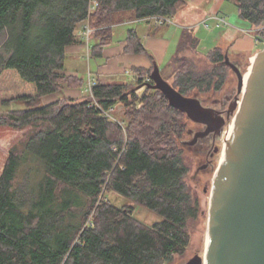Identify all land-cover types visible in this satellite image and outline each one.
Returning <instances> with one entry per match:
<instances>
[{
  "label": "trees",
  "instance_id": "trees-1",
  "mask_svg": "<svg viewBox=\"0 0 264 264\" xmlns=\"http://www.w3.org/2000/svg\"><path fill=\"white\" fill-rule=\"evenodd\" d=\"M232 1L264 40V0ZM188 2L0 0V105L26 106L0 116V127H32L9 150L0 175V264H172L186 253L190 220L200 214L181 146L190 120L145 82L154 64L134 70L132 84L96 81L89 97L43 100L85 86L65 70L66 48L82 25L91 29L89 55L100 57L117 24L175 17ZM193 30L184 31L169 64L174 87L185 96L219 92L225 54L211 50L207 61L217 68L191 76L186 54L199 46ZM126 43L127 53H148L135 29ZM118 105L120 119L112 114ZM110 192L134 205L117 206ZM135 206L161 221H139Z\"/></svg>",
  "mask_w": 264,
  "mask_h": 264
},
{
  "label": "water",
  "instance_id": "water-1",
  "mask_svg": "<svg viewBox=\"0 0 264 264\" xmlns=\"http://www.w3.org/2000/svg\"><path fill=\"white\" fill-rule=\"evenodd\" d=\"M224 64L237 78V97L227 119V124L234 121L233 134L211 189L206 264H264V48L254 57L246 83L228 54ZM151 78L149 87L161 91L172 107L206 125L185 145L212 132L223 136L225 119L197 94L183 95L164 79L156 63ZM185 264H204V256L196 254Z\"/></svg>",
  "mask_w": 264,
  "mask_h": 264
},
{
  "label": "rangeland",
  "instance_id": "rangeland-1",
  "mask_svg": "<svg viewBox=\"0 0 264 264\" xmlns=\"http://www.w3.org/2000/svg\"><path fill=\"white\" fill-rule=\"evenodd\" d=\"M191 1L192 0H189L188 4L181 9V12L179 11L181 16L177 17L176 20H174L175 17H170L171 19L169 23L168 22L160 23V21L157 20L156 18H150L148 21L151 24L155 25L156 27L171 26L175 24V26H171L170 28L183 24H198V26H195L196 28L195 33L197 37L202 38L201 50L197 48V52L188 51L186 54L187 57L189 58L191 66L193 65L191 70L192 72H190L191 76H201L209 71H212L215 67L217 68V66L207 61V56L210 50L214 48H221V50L225 55L228 54L231 61H241L243 63L241 70L242 73L245 75V80L247 81L249 71L251 69L253 62L251 60L252 58L255 57V54H257V52L253 56L245 55L243 57L236 56L234 52L229 53L227 50L231 44V41L226 40L225 37L227 36V34L231 35V33L232 34L236 33L237 35H239V37L242 34H244V32L247 34L252 33L253 35L252 37L254 38L255 44L259 46V50L264 48V40L262 39V37L259 34H256L254 30L249 29L250 28L249 24L245 23L243 20L237 19V23L239 25L237 23H234V19L236 16V12H235L236 6L232 0H205V3L198 5L195 3L192 4ZM210 13L213 14L214 18L225 19L226 23H219V27L218 26L215 27L214 25H216L218 22L217 20L211 18L204 23L199 22L201 19L206 18V16ZM187 18H190L188 22L186 21ZM136 22L137 21L135 20L134 21L126 20L125 22L114 26L113 28L114 40L116 41L119 39L126 38L129 29L133 27L137 28L139 26V24ZM148 24L149 23L146 22L144 25L148 26ZM205 24H208V27H206ZM245 25H248V27L244 28ZM85 26L86 24L81 26L82 31L80 33V36L82 38L85 47L84 60L80 64V67L81 66L84 67V73H88V71L90 70H92V72H95L94 65L98 57H93L89 55V40L87 41V38L84 35ZM178 29H180V27ZM242 29L244 30V32H241ZM225 32H227L226 35H224ZM179 33L180 34L182 33L183 35L184 30L180 29ZM68 63L73 64L74 61L72 59H69ZM225 69L227 74L226 76L227 81L221 91L216 92L213 90L208 93L206 92L199 93L197 90H193L187 96H193L197 94L198 97H200L201 99H205L209 101L210 97H221V95L224 94L225 92H230L231 90L237 88V78L235 77L234 73L232 72L230 67L229 68L225 67ZM128 71H129L128 74L127 73L125 74L131 75L129 76L130 77L129 80L127 78L114 79V82L121 81L132 84L134 81L132 78V71L129 69ZM160 71L163 77L167 80V82L174 86L176 79L173 76H171V70L162 68V70ZM148 78L149 76L145 79V82H148L147 80ZM83 88L84 87H82L81 89ZM177 88L179 87L177 86ZM67 89L69 88H66L65 90ZM65 90H62L53 95H56L57 99L66 98L67 94ZM177 90L180 91V89ZM89 94L91 95V92H89ZM47 97H45L43 100L44 104H48L46 100ZM24 108H26V106L23 102H15L8 106L0 105V116L4 117L10 114L12 111H19ZM122 112H123L122 106L118 105L114 109V113L112 114L116 118L120 119V117L122 116L121 115ZM231 122H229L225 126L224 128L225 133H228ZM198 128H200L199 125L197 126L192 121L188 122V127H187L188 133H186V135L184 136L181 146L184 152L185 161L190 167V172L187 178V184L190 187L191 191L199 200L200 214L196 220H190L188 227V231L190 233V244L188 246L186 253L183 256H177L172 264H185L196 254L204 256V259L206 257V244H207L208 219H209L208 211L210 206L211 189L213 185L215 172L219 168V165L222 162V154L224 151H226V149H224L226 145L225 142L226 138L225 136L224 137L221 136L222 139L219 138L218 141L219 153L215 155L212 167L208 166V168L202 169L201 167L208 163L207 157L204 154L200 153L199 151H196L194 148L184 144V142L191 141L193 139V133L195 132L194 130ZM31 129L32 127H28L23 131H17L8 126L0 127V175L2 173L4 164L6 162L9 150L14 145L24 140L25 136L29 133V131H31ZM192 130L193 133L191 134ZM107 195L109 196V199L112 202H114V204H116L117 206L126 205V204L134 205L133 202H131L129 199L118 193L110 192ZM134 217L137 218L139 221L148 225H153L161 221L159 215L141 206H135Z\"/></svg>",
  "mask_w": 264,
  "mask_h": 264
},
{
  "label": "crops",
  "instance_id": "crops-1",
  "mask_svg": "<svg viewBox=\"0 0 264 264\" xmlns=\"http://www.w3.org/2000/svg\"><path fill=\"white\" fill-rule=\"evenodd\" d=\"M192 4H203L205 0H192ZM181 12V11H180ZM180 12L175 16L174 20L177 17H180ZM188 17V15H187ZM215 19L213 14L210 13L206 16V18L201 19L199 22L203 23L208 19ZM237 19L240 20L237 15L235 16L234 23H237ZM190 18H187V22ZM147 21H137L136 23L139 24L135 29L139 36L141 37L148 53L147 54H133L127 53L126 48V38L114 40L111 45L107 46L102 53V56L98 57L95 61L94 69L95 72L92 70L88 71V73H84V67H80V64L84 60V51L85 47L80 36L82 31V27H80L76 31L77 42L73 45H70L66 48V62H65V70L67 74L75 75L81 79H84L86 84L83 89L81 88H69L66 91L67 97L69 99H83L85 97L90 96L88 84L89 80H96L97 82L103 83H126V82H114V79H122L127 78L129 80V76L126 75V71H132V78L133 83L136 81V74L134 70L137 69H149L153 66L154 62L158 64L160 70L162 68L168 69L170 62L176 55L178 49V43H180L181 35L179 33L180 29L184 31L189 28H193V34L196 36L195 33V26L198 24H183L173 28L171 26H175V24L171 26H163V27H156L155 25L149 23L148 26L144 24ZM218 22V21H217ZM239 22V21H238ZM238 24V23H237ZM239 25V24H238ZM153 26V27H151ZM215 27H219V22L214 25ZM180 27V29H178ZM248 27L245 25L244 28ZM161 29V30H160ZM249 29H252L250 27ZM130 30V29H129ZM163 30V31H162ZM241 32H244L242 29ZM253 32V31H252ZM227 32L224 33L226 35ZM252 33L247 34L244 32L240 37L236 33L228 35L225 37L226 40H230L231 44L228 48V52H234L236 56L243 57L245 55H254L256 52L258 53L259 46L255 44L254 38L252 37ZM197 37V36H196ZM199 46L198 48L201 50V42L202 38H199ZM177 39V42H176ZM115 41V43H114ZM259 42V41H258ZM97 41L93 40V44H96ZM215 49V48H214ZM221 49V48H220ZM213 50V49H212ZM211 51V50H210ZM201 52V51H200ZM256 56V54H255ZM96 57V56H93ZM251 57V56H250ZM69 59H72L74 63H68ZM252 58L251 61H253ZM129 72V71H128ZM131 74V73H130ZM85 76V78H84ZM47 102L50 103L52 101L57 100L56 95H50L46 98Z\"/></svg>",
  "mask_w": 264,
  "mask_h": 264
},
{
  "label": "flooded vegetation",
  "instance_id": "flooded-vegetation-1",
  "mask_svg": "<svg viewBox=\"0 0 264 264\" xmlns=\"http://www.w3.org/2000/svg\"><path fill=\"white\" fill-rule=\"evenodd\" d=\"M237 63L240 66V68L243 66V63L241 61H237ZM236 97H237V88L231 90L230 92H225L224 94L221 95V97H210L209 101L202 99V101H204L205 106L213 108L219 117L221 116L225 119L226 122L225 125H223V131L225 126L227 125L228 115L231 112L234 103H236ZM240 98H242V96ZM194 124H196L197 126L199 125L200 128L194 130L195 131L194 133L192 130L191 134L193 133V139L191 141L194 140L196 133L203 132L207 129L206 125L197 124V123ZM219 138L221 137L218 136L215 132H212L204 137H199L198 140L194 143V145L190 146L207 157L208 163L202 166L201 167L202 169L208 168V166L212 167L215 155L219 153V146H218Z\"/></svg>",
  "mask_w": 264,
  "mask_h": 264
},
{
  "label": "built area",
  "instance_id": "built-area-1",
  "mask_svg": "<svg viewBox=\"0 0 264 264\" xmlns=\"http://www.w3.org/2000/svg\"><path fill=\"white\" fill-rule=\"evenodd\" d=\"M97 4H95V6H96ZM217 19V21L219 22V23H226V20L225 19H218V18H216ZM209 20V19H208ZM160 23H163V22H170L168 19H163V18H161L160 20ZM207 21V20H206ZM206 21H204V22H206ZM203 22V23H204ZM205 26L206 27H208V24H205ZM262 31H263V33H264V28H262L261 29ZM90 32H91V29H90V25H89V23H86V26H85V32H84V35L86 36V38H87V41L89 40V35H90ZM264 35V34H263ZM127 74H128V71L126 72ZM149 80V79H148ZM96 84V82L94 81V80H92V79H90V81H89V90H91V88L94 86ZM226 135V133L224 132V134H223V137ZM224 141V140H223ZM227 145L228 144H226L225 145V149L227 148Z\"/></svg>",
  "mask_w": 264,
  "mask_h": 264
},
{
  "label": "bare ground",
  "instance_id": "bare-ground-1",
  "mask_svg": "<svg viewBox=\"0 0 264 264\" xmlns=\"http://www.w3.org/2000/svg\"><path fill=\"white\" fill-rule=\"evenodd\" d=\"M95 4L96 3H94V6H93V8L94 7H96L95 6ZM154 18H156L157 20H160L161 18H163V19H168L169 21H170V17H154ZM149 20V19H148ZM164 23V22H163ZM169 23V22H168ZM158 65V64H157ZM252 69V68H251ZM251 69H250V71H249V74H250V72H251ZM127 72V71H126ZM248 77H249V75H248ZM149 79V80H148ZM147 80H148V82H151V80H152V78L151 77H149ZM96 82V81H95ZM245 83H246V80H245ZM240 103L241 102H239V105H240ZM233 129H234V121H233V123L231 122V125H230V127H229V131H228V133H226V135H225V138H226V140H225V142H226V144H228L229 143V141H230V139H231V137H232V134H233ZM225 149V148H224ZM225 156H226V151H224L223 152V154H222V160H224L225 159ZM204 264H206V257H205V259H204Z\"/></svg>",
  "mask_w": 264,
  "mask_h": 264
}]
</instances>
